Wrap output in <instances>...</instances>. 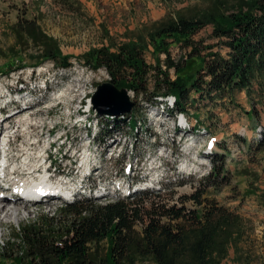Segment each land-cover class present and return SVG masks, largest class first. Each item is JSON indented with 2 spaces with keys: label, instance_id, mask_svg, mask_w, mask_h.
Masks as SVG:
<instances>
[{
  "label": "trees",
  "instance_id": "1",
  "mask_svg": "<svg viewBox=\"0 0 264 264\" xmlns=\"http://www.w3.org/2000/svg\"><path fill=\"white\" fill-rule=\"evenodd\" d=\"M207 25L211 26L216 43L203 45L192 36ZM143 30L128 31V39L120 42L105 34L107 43L83 52L81 64L92 70L104 69L108 81L132 91L135 98L142 96L143 103L154 110L159 105L163 107L167 114L176 117L173 131L183 134L193 135L195 129L177 125L176 115H184L187 105L196 106L201 99L212 104L226 99L222 102L228 109L234 96L243 91L250 99L249 113L257 117L253 118L250 136L243 131L233 135L236 141L246 144L245 148L237 147L247 160L253 161L263 153L264 122L259 120L253 94L264 92V0H200L167 12L144 25ZM10 31L14 37L13 54L34 50L40 58L61 68L71 66L56 38L45 33L36 21L20 18ZM171 42L186 50L178 60L170 56ZM148 45L155 54L163 52L164 58L157 55L154 64L147 63L144 52ZM215 46L227 50L222 52ZM192 60H199L200 64L187 73ZM138 108L134 104L129 112L103 115L104 119L98 121L94 118L99 127L95 136L98 142L105 141L100 138L101 132L110 137L129 126L135 130L130 155H137V133L144 124L137 123ZM196 124L204 134H211V128L200 117ZM147 129L150 130L148 127L143 132ZM216 146L218 150L201 153L210 162V169L197 180L193 191L178 196L179 205L168 202L161 192L193 176H181L166 164L176 176L165 177L158 189H140L129 196H108L101 201L79 196L60 203L53 214L42 213L19 224L12 231L11 240L0 245V260L13 259L16 264H222L230 247L236 251L243 225L237 213L211 197L231 177L226 161L232 157L218 143ZM170 152L177 154V147L171 145ZM139 178L132 177L136 181ZM101 241L103 252L98 247Z\"/></svg>",
  "mask_w": 264,
  "mask_h": 264
},
{
  "label": "rangeland",
  "instance_id": "2",
  "mask_svg": "<svg viewBox=\"0 0 264 264\" xmlns=\"http://www.w3.org/2000/svg\"><path fill=\"white\" fill-rule=\"evenodd\" d=\"M199 1L0 0V105L9 101L13 103L9 109L3 111L2 115L0 114V131L5 129L11 131L9 162L15 164L28 157L29 160L40 164L37 170L43 169L41 157H38L42 153L37 149L47 148L49 142H54L55 148H51L48 152L49 160L68 174L67 178H62L64 181L70 180V183L62 182L60 187L62 195H67L68 190L74 191V194L76 192L89 194L85 187H76L74 181L78 182L82 176L79 171H84L90 163L93 165L104 163L105 171L110 170L111 176L119 172L127 162V156L131 154L128 143L132 140L131 136L135 130L129 126L123 127L110 137L104 136L103 131L100 137L105 138L103 144L95 137V131L97 132L99 127L91 133L92 121L96 119L83 123V111L86 112L87 107H92L90 95L99 83L108 81L109 78L104 69L87 68L81 64L79 58L90 47L106 44L105 34L114 41L127 40L128 31L143 33L144 25L159 19L167 12H172L173 9ZM20 18L36 21L45 33L55 37L62 55L68 56L67 61L71 66L61 68L51 60L40 58L34 50H27L25 54H13L11 47L14 37L10 29L11 25ZM211 31V26L207 25L192 37L201 40L203 45L216 43ZM218 48L220 47H214L216 50ZM168 50L174 60H178L186 53L179 43L174 42H171ZM220 50L224 52L227 48L221 47ZM157 55L159 59L165 56L163 52L155 54L153 47L148 45L144 52L146 62L154 64ZM199 64V60L189 61L186 72L190 73ZM170 75L174 77L172 69ZM148 86L151 88V80ZM41 88L42 90L39 91ZM127 92L135 104L139 105L138 110L135 111L137 123H144L141 130L138 129L141 132L137 133L140 144L137 154L147 156L141 157L138 165L132 167L140 175L145 173L150 180L155 181L159 173L164 171L167 161L172 160L168 162L169 167L176 164L181 170L184 169L185 176H193L183 184L161 192L168 202L179 205L178 196L193 191L197 186V180L209 170L210 162L204 160L200 154L205 149L218 148L216 144L213 147L212 143H218L223 151L226 150L231 157H236L234 160L229 158L226 161V166L231 172L229 183L211 196L218 203L224 204L229 211L237 213L243 225L236 251L230 247L222 264H264V152L258 154L253 161L247 160V155L243 156L238 152L237 147L245 148L246 144L236 141L233 135L239 130L247 135L251 134L253 118L257 117L249 113L251 104L247 95L243 91L237 93L234 96V103L228 109L222 102L227 101L226 99L216 100L213 104L208 99H201L196 102V106L187 105L185 116L176 115L177 124L181 127L195 128L191 136L190 132L176 134L173 131L176 117L167 114L163 107L159 105L160 107L154 110L153 106L143 103L142 96L135 98L132 91L127 90ZM253 97L259 120L264 122V92L253 94ZM102 116L98 117L97 114V121L104 119ZM197 117L208 124L211 135L205 136L206 133L197 129L198 125L195 122ZM1 118L4 119L1 121ZM125 124L128 125L127 120ZM148 127L151 129L143 132V129ZM49 129L50 136L47 134ZM154 133H157L160 140L169 136L180 151L186 154L177 157L163 151L165 156L160 157L161 151H157L158 147L154 144ZM208 139L212 141L210 145L205 146ZM29 142L32 144L28 146V150L22 149L20 145ZM43 155L45 157V153ZM199 159L203 162H199L201 161ZM48 164V161L44 163L45 166ZM25 172L15 169L12 174L13 179L3 178V181H0V188L6 189L5 193L13 197L11 188L27 178ZM99 174L111 178L109 174L107 176L102 172ZM117 177L120 175H115V178ZM100 195L101 192L98 191L94 196L100 197ZM95 199L101 201L103 197ZM40 200H42L40 203L26 204L16 199L8 205V208L15 206L17 210L9 217L5 216L0 223V245L11 240V233L19 224L26 223L42 213L53 214L61 206V199L56 197H50L46 201ZM187 205L193 206L192 202H187ZM98 247L100 252H103L104 242L101 241ZM12 260L1 259L0 264H16Z\"/></svg>",
  "mask_w": 264,
  "mask_h": 264
},
{
  "label": "bare ground",
  "instance_id": "3",
  "mask_svg": "<svg viewBox=\"0 0 264 264\" xmlns=\"http://www.w3.org/2000/svg\"><path fill=\"white\" fill-rule=\"evenodd\" d=\"M182 127H185V126H182ZM10 132H11L10 130L5 129L0 133V146L3 149V153L5 154L3 155L2 158H0V166L3 163L6 164L5 168L4 167L0 168V181H3V178H6V177L12 180L13 179L12 174L15 169H21L22 171H26L25 175H27V178L18 182L15 185L16 187L11 188V184L10 183L8 184L14 193L13 197L5 193L6 189L0 188V223L5 216L9 217L10 215L16 212L17 207L14 206V207L8 208V205L15 202L14 200L21 198L20 195L17 194V192L23 191L35 197H38V195H40V191H43V192L57 191L53 183L48 181L46 173L38 172L37 167L40 166L38 162H33L29 160L28 157H25L24 159H22L21 161L15 164H11L9 162L10 158L8 156V152H9L8 145L10 144V138H11ZM30 144L32 143L30 142L25 143V144L23 143L20 146L22 147V149L28 150V146ZM38 157L40 158L41 155H38ZM39 169H42V168H39ZM15 188L17 189L15 190Z\"/></svg>",
  "mask_w": 264,
  "mask_h": 264
},
{
  "label": "water",
  "instance_id": "4",
  "mask_svg": "<svg viewBox=\"0 0 264 264\" xmlns=\"http://www.w3.org/2000/svg\"><path fill=\"white\" fill-rule=\"evenodd\" d=\"M92 109L102 115H115L132 110L135 101L127 89L116 87L110 81L99 83L90 95Z\"/></svg>",
  "mask_w": 264,
  "mask_h": 264
}]
</instances>
